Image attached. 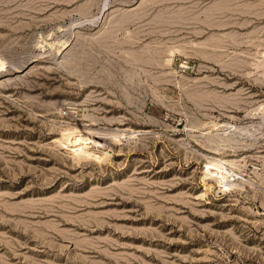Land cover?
Wrapping results in <instances>:
<instances>
[{"label": "rangeland", "instance_id": "1", "mask_svg": "<svg viewBox=\"0 0 264 264\" xmlns=\"http://www.w3.org/2000/svg\"><path fill=\"white\" fill-rule=\"evenodd\" d=\"M0 264H264V0H0Z\"/></svg>", "mask_w": 264, "mask_h": 264}, {"label": "bare ground", "instance_id": "2", "mask_svg": "<svg viewBox=\"0 0 264 264\" xmlns=\"http://www.w3.org/2000/svg\"><path fill=\"white\" fill-rule=\"evenodd\" d=\"M91 132V131H90ZM78 133V132H77ZM83 133H85V132H83ZM87 134H89L90 135V133H87ZM86 134V135H87ZM94 134V133H93ZM84 135V134H83ZM89 135H87V136H89ZM74 136H77V135H74ZM83 137V136H82ZM88 138V137H87ZM95 138V137H94ZM88 139H90V138H88ZM92 139H93V137H92ZM96 139V138H95ZM83 141H84V139H83ZM90 141V140H89ZM89 141H87L88 143H89ZM87 144V143H86ZM85 145V144H84ZM88 145V144H87ZM110 146V145H109Z\"/></svg>", "mask_w": 264, "mask_h": 264}]
</instances>
